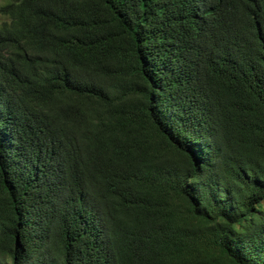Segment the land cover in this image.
<instances>
[{
	"label": "trees",
	"instance_id": "16d2710c",
	"mask_svg": "<svg viewBox=\"0 0 264 264\" xmlns=\"http://www.w3.org/2000/svg\"><path fill=\"white\" fill-rule=\"evenodd\" d=\"M0 15V264H264V0Z\"/></svg>",
	"mask_w": 264,
	"mask_h": 264
},
{
	"label": "rangeland",
	"instance_id": "374dc122",
	"mask_svg": "<svg viewBox=\"0 0 264 264\" xmlns=\"http://www.w3.org/2000/svg\"><path fill=\"white\" fill-rule=\"evenodd\" d=\"M7 1H8V0H0V5L3 4V3H5V2H7ZM4 19H6V17L0 15V22H1L2 20H4Z\"/></svg>",
	"mask_w": 264,
	"mask_h": 264
},
{
	"label": "clouds",
	"instance_id": "9594fccd",
	"mask_svg": "<svg viewBox=\"0 0 264 264\" xmlns=\"http://www.w3.org/2000/svg\"><path fill=\"white\" fill-rule=\"evenodd\" d=\"M8 1H10V0H8ZM8 1H7V2H8ZM7 2H5V3H7ZM5 3H3V4H5ZM1 5H2V4H1ZM1 5H0V6H1ZM3 16H5V15H3ZM5 17H6V16H5ZM4 20H8V18L6 17V19H4ZM2 21H3V20H2ZM0 23H1V22H0Z\"/></svg>",
	"mask_w": 264,
	"mask_h": 264
}]
</instances>
